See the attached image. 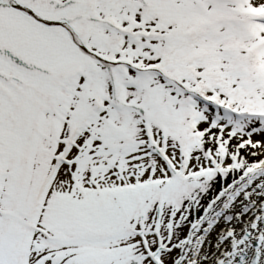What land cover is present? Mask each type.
Returning a JSON list of instances; mask_svg holds the SVG:
<instances>
[{"label": "snow or ice", "instance_id": "snow-or-ice-1", "mask_svg": "<svg viewBox=\"0 0 264 264\" xmlns=\"http://www.w3.org/2000/svg\"><path fill=\"white\" fill-rule=\"evenodd\" d=\"M0 264H264V0H0Z\"/></svg>", "mask_w": 264, "mask_h": 264}]
</instances>
